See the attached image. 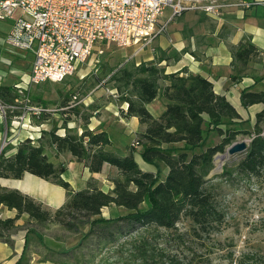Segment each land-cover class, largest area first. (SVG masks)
<instances>
[{
    "label": "trees",
    "instance_id": "16d2710c",
    "mask_svg": "<svg viewBox=\"0 0 264 264\" xmlns=\"http://www.w3.org/2000/svg\"><path fill=\"white\" fill-rule=\"evenodd\" d=\"M160 53L149 63L124 65L109 78L125 106L120 115L126 119L135 117L146 127L136 135L126 156L114 152L105 130L88 128L91 115L88 119L82 118L84 124L79 134L67 126L69 118L64 117L61 124L50 123L46 102L40 103L38 114L31 113L33 124L47 123L51 128L42 130L35 141L26 138L16 146L7 142L0 152V179H20L26 173L31 174L63 188L67 200L51 212L19 191L0 186V206L17 212L13 219L0 218V241L12 246L10 234L16 230L15 221L26 214L33 224L57 225L71 234L88 228L75 247L55 254L56 264H70L71 259L78 264H89L98 254L95 248L101 252L110 246L108 251H113L117 243L120 250L127 247L126 259L130 264H211L213 252L209 240L225 221V213L216 201L215 180L236 177L251 180L264 175V93L244 91L241 94L243 107L263 106L255 115L252 131H246L242 129L246 123L237 110L224 96L214 92L206 78L188 73L186 69L166 74L165 68L159 66L169 59L177 62L180 53L173 51L171 57L164 50ZM230 53L232 81H238L248 64L259 57L249 37L232 46ZM161 82L168 85L162 87ZM21 92L14 85H0V105L4 108L7 135L11 117L21 113L9 107L22 108L19 100L24 101L26 92ZM157 98L163 99L165 110L155 118L146 105ZM65 108L67 111L60 113L62 116L79 113L77 108H69L64 103L60 109ZM60 129L62 135L58 134ZM212 133L221 138L215 146L207 144V136ZM239 134L251 137L244 158L235 168L225 167L221 175L208 178L214 156L223 152ZM45 147L53 148L57 155L70 153L90 173H100L105 163L115 167L117 173L110 177L113 189L103 192L91 179L85 189L73 191L62 178L65 164L50 162ZM135 154L154 166L155 173L143 172L135 161ZM214 165L219 168L215 159ZM112 204L122 208L125 215L116 219L99 217L101 210ZM183 221L186 225L181 229L178 225ZM210 245L221 248L217 241ZM86 247L90 256L82 252ZM221 258L224 264H264V253L260 251H229ZM22 263V259L16 262Z\"/></svg>",
    "mask_w": 264,
    "mask_h": 264
},
{
    "label": "rangeland",
    "instance_id": "374dc122",
    "mask_svg": "<svg viewBox=\"0 0 264 264\" xmlns=\"http://www.w3.org/2000/svg\"><path fill=\"white\" fill-rule=\"evenodd\" d=\"M186 12L181 13L180 17L168 23V26L162 33V37L166 36V42L164 44L172 45L174 39L171 34L178 33L175 30H182L185 33L196 31L194 23L198 19V13L201 12L190 10ZM164 14L167 16L168 11H165ZM165 20L166 18H163L162 22H165ZM172 22H174L172 24L174 27L169 29ZM9 29V21H0V85L12 86L17 83L20 87H27L29 90V102L26 103L20 98L19 104L22 108H9L12 111L21 113L15 117H11L8 135V129L4 124L1 130L4 138L2 139L1 146L3 145V141L4 146L7 144L9 137L14 138L17 136L22 139L26 136V132L32 133L28 129L29 124L26 120V115L29 114L30 117L32 111L26 108H40V103L46 102L47 117L50 123L57 121V123L61 124L64 117L69 118L67 126L78 131L80 134L84 124L82 118H87V116L91 115V120L89 121L87 118L88 121L90 123L94 122L96 125L101 123V127H107L110 133H112L111 138L116 147L113 150L115 149L119 155H125L127 149L136 138V129L131 122L122 119L121 115L119 117L118 111H120V106H125L121 104L120 96L112 88V83L109 81V78L116 70L124 65L132 66L136 63H149L156 60L162 50L156 40L159 37L138 54H136L134 48L124 49L109 42L102 43L96 46L94 54L85 63L78 65L73 75L67 77L64 81L60 83L47 81L39 85L26 86L33 55L30 52L16 50L7 45L5 37ZM164 51H166L168 57H171L174 50L168 48ZM148 58L153 59L147 60ZM37 98L41 101L37 100ZM64 103L69 108H77L79 111L78 115L69 114L62 116L60 114L61 111H67V108L60 109ZM96 108H99L100 111L96 112ZM3 111L4 108L0 105V113L2 115H4ZM47 128L49 130L51 126L49 125ZM242 129L249 132L252 131V127L247 123L244 124ZM58 134L62 135L63 130H58ZM250 140L251 137L249 135L239 134L232 144L239 141L249 143ZM220 141L221 138L214 133L207 136V144L210 146H215ZM230 145L225 146L224 151L217 153V156L223 155ZM51 150L53 148H44V152L48 156H51ZM244 156L245 153H240L229 157V159L220 165V171L213 163L215 175H221L225 167L227 169L235 168ZM136 158L139 160V156L136 155ZM109 176H115V174H109ZM215 182L216 201L225 213V221L221 225L220 231L211 235L209 244L207 243L213 252L211 254V264H224L221 257L229 251H234L235 253L240 251H260L264 253V175L260 179L252 178L251 180H246L236 177L227 181L221 178L215 180ZM123 215H125V212L123 209H120V217ZM185 225L186 221H183L178 227L183 229ZM85 229L86 227L79 234H71L62 229L48 228L45 236L46 238L52 236L62 242V248L65 249L59 252H64L76 246L81 238V234L86 232ZM214 241L220 242L221 248L218 245H210ZM117 244L114 246L115 249L113 251H108L110 246L107 249L101 250V252L95 248V253L98 254H95V257L89 261V264H130L126 259L128 255L126 251L127 247L120 250L116 247ZM83 250L82 252L85 256L91 255L87 247L83 248ZM59 252L58 254H60ZM76 255L80 258L78 253ZM102 259L103 261L100 262ZM68 263L78 264L74 259L68 260Z\"/></svg>",
    "mask_w": 264,
    "mask_h": 264
},
{
    "label": "crops",
    "instance_id": "0c3cea01",
    "mask_svg": "<svg viewBox=\"0 0 264 264\" xmlns=\"http://www.w3.org/2000/svg\"><path fill=\"white\" fill-rule=\"evenodd\" d=\"M241 1L251 4V6L248 9H243L232 1H229L230 4L224 9L223 16L220 18L212 17L204 12L198 13V19L194 23L196 31L185 33L182 30H175L178 33L171 34L174 41H172V45L170 46L164 44L166 42V36L162 37L160 35L156 40L162 50L169 48L180 53V59L177 62L169 59L168 62L163 61L159 64V66L165 68L166 74L176 73L182 69H186L188 73L206 78L212 83L214 92L224 96L237 110L242 121L253 127L255 115L263 106L253 105L243 107L241 94L244 91L264 93V0ZM174 22L170 24L169 29L174 27L172 26ZM248 37L258 50L259 57L248 64L243 76L238 81H232V55L230 48L238 45ZM151 59L153 58H148L147 60ZM31 60L33 61V58ZM138 64L136 63V65ZM161 85L162 87L167 86L168 82H163ZM121 109H125V107L120 106ZM146 109L153 117L157 118L164 112L165 103L163 99L157 98L147 104ZM99 111V108H96V112ZM118 115L120 117V111H118ZM26 116L27 123L29 124L28 129L32 133L26 132V136L22 139L17 136L14 138L9 137L7 142L13 146H16L18 142L26 138L36 140L40 137L42 130L48 129L49 124L46 123L37 126L31 122L29 114ZM121 118L133 124L136 129L135 137L146 128L135 117L128 119ZM4 124V115L0 113V147L2 139H4L1 133ZM100 125L101 123L96 125L94 122H89L88 128L97 131L105 130L112 141L113 148H116L111 138L112 133H110L107 127H101ZM96 126L97 128H95ZM51 152V156L47 155L50 162L54 165H59L60 163L65 164L66 171L62 175V178L69 183L70 189L73 191L85 189L88 181L91 179L97 183L103 192H109L113 189L114 186L110 181L111 176L109 174L113 175L117 173L115 167L105 163L100 173H90L88 168L82 163L76 162L70 153L65 152L57 155L54 149ZM114 152L119 155L115 149ZM126 155H128V149L125 155L119 156ZM136 155L139 156V160L136 158ZM134 158L143 172L155 173L156 168L145 163L140 155L135 154ZM0 186L7 190L19 191L21 194L40 203L51 212L57 210L67 200V192L63 188L27 173L20 179L1 178ZM120 209L122 208L116 207L113 204L104 207L99 217L106 219L117 218L120 216ZM16 214V210H9L4 206H0L1 219H13ZM15 226L16 230L10 234V239L13 242L12 246L0 241V264H16L20 259H22V264H56L54 262L55 254H58L60 250L62 251L65 248H62V242L58 239L52 236L46 238L45 233L48 228L61 229L59 226L52 224H33L29 221L26 214H22L15 221ZM87 229L86 227L85 230Z\"/></svg>",
    "mask_w": 264,
    "mask_h": 264
},
{
    "label": "built area",
    "instance_id": "2783aa9c",
    "mask_svg": "<svg viewBox=\"0 0 264 264\" xmlns=\"http://www.w3.org/2000/svg\"><path fill=\"white\" fill-rule=\"evenodd\" d=\"M229 1L243 9L251 6L241 0H0V21L10 22L7 45L33 55L26 86L39 85L64 81L102 43L134 48L138 54L181 13L220 18ZM14 86L26 92L23 98L29 102L28 88Z\"/></svg>",
    "mask_w": 264,
    "mask_h": 264
},
{
    "label": "water",
    "instance_id": "95a60500",
    "mask_svg": "<svg viewBox=\"0 0 264 264\" xmlns=\"http://www.w3.org/2000/svg\"><path fill=\"white\" fill-rule=\"evenodd\" d=\"M251 142V140H250ZM249 142V143H250ZM249 143H246L245 141H239V142H235L233 144H231L229 146V148H227L225 154L228 156V157H232L236 154H240V153H246V151L248 150V147H249ZM4 147V141H3V145L1 146L0 148V152L2 151ZM217 156V154H216ZM215 156V157H216ZM215 159V158H214ZM213 159V161H214ZM221 168H219V171H220ZM215 175V171H214V168L211 170V172L209 173L208 175V178L212 177Z\"/></svg>",
    "mask_w": 264,
    "mask_h": 264
},
{
    "label": "bare ground",
    "instance_id": "6f19581e",
    "mask_svg": "<svg viewBox=\"0 0 264 264\" xmlns=\"http://www.w3.org/2000/svg\"><path fill=\"white\" fill-rule=\"evenodd\" d=\"M229 157L224 153L223 155H219L217 158H215V161L218 163L219 167L222 163H224ZM214 163V161H213ZM215 166V165H214Z\"/></svg>",
    "mask_w": 264,
    "mask_h": 264
}]
</instances>
